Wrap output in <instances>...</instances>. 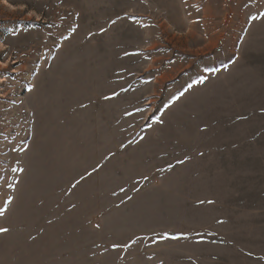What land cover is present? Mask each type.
<instances>
[{
  "label": "rangeland",
  "instance_id": "374dc122",
  "mask_svg": "<svg viewBox=\"0 0 264 264\" xmlns=\"http://www.w3.org/2000/svg\"><path fill=\"white\" fill-rule=\"evenodd\" d=\"M0 63V264H264V0H0Z\"/></svg>",
  "mask_w": 264,
  "mask_h": 264
},
{
  "label": "bare ground",
  "instance_id": "6f19581e",
  "mask_svg": "<svg viewBox=\"0 0 264 264\" xmlns=\"http://www.w3.org/2000/svg\"><path fill=\"white\" fill-rule=\"evenodd\" d=\"M6 4H7V2H6ZM10 42V41H9ZM8 55V54H7ZM1 64V63H0ZM13 64H15V62H13ZM7 68V67H6ZM3 82H5V79H1L0 80V83H3Z\"/></svg>",
  "mask_w": 264,
  "mask_h": 264
},
{
  "label": "snow or ice",
  "instance_id": "6c2138e0",
  "mask_svg": "<svg viewBox=\"0 0 264 264\" xmlns=\"http://www.w3.org/2000/svg\"><path fill=\"white\" fill-rule=\"evenodd\" d=\"M0 231H7V229L0 228Z\"/></svg>",
  "mask_w": 264,
  "mask_h": 264
}]
</instances>
